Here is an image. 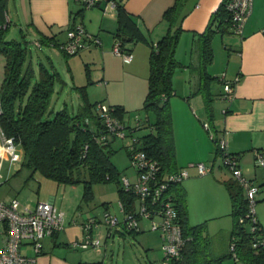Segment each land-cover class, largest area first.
I'll list each match as a JSON object with an SVG mask.
<instances>
[{"label":"trees","instance_id":"obj_1","mask_svg":"<svg viewBox=\"0 0 264 264\" xmlns=\"http://www.w3.org/2000/svg\"><path fill=\"white\" fill-rule=\"evenodd\" d=\"M187 1L174 0L165 9L162 19L167 22V30L156 43H148L150 44L146 80L148 87L141 105L147 113L153 112L154 119L150 121L148 117V125L152 126L153 130L141 135L140 142L145 154L159 161L160 174L179 169L175 160L173 118L169 99L175 93L171 79L180 62L174 54L184 29L182 20L187 14L185 6ZM225 1L218 3L217 8L209 16L207 26L197 32V38H194L196 41L199 40L198 72L203 70L206 86H209L208 81L213 79V76L206 74L205 71V65L210 63L214 56L211 40L215 32L232 31L231 16L225 7ZM7 2L0 0V54L4 57L3 79L0 84L2 103L0 125L5 135L12 136L22 151L19 169L22 167L29 169L30 176L40 172L58 183L75 184L82 181L83 194L86 198L93 195L92 184L95 182L114 179L121 184L118 172L110 159L114 151L111 140L116 136L107 131L95 107L98 102L103 101H90L86 84L74 85L73 88L80 97L76 110L70 111L65 103L62 108L50 115L51 96L55 92L54 84L61 81L60 73L42 62L38 63L36 70L23 35L21 36L23 40L7 38L10 31L5 16ZM123 7L122 3L117 2L115 40L120 41L122 49L131 51L125 44L139 40L150 41ZM38 40L41 44L47 43L45 36H40ZM90 82L91 79L87 83ZM205 91L204 103L210 116L212 113L209 103L210 91L209 89ZM110 105L114 108L113 113L117 119L123 121L127 112L125 107L121 104ZM223 184L230 198L229 212L233 220L229 247L232 242L235 243L233 248L235 256L229 247L227 255L233 256L234 261H242L245 264H264V247L252 248L253 233L250 231V221L246 216L248 200L244 188L233 175L225 177ZM169 190L174 193L183 238L186 239L180 260L172 264H222L224 256L212 254L211 237L207 231L206 221L191 225L189 223L185 189L178 184ZM117 192L122 204L127 209L131 208L133 197L124 192L121 185ZM67 245L69 246V243Z\"/></svg>","mask_w":264,"mask_h":264},{"label":"rangeland","instance_id":"obj_2","mask_svg":"<svg viewBox=\"0 0 264 264\" xmlns=\"http://www.w3.org/2000/svg\"><path fill=\"white\" fill-rule=\"evenodd\" d=\"M190 4L186 3L187 14L182 20L183 30L181 32L179 41L177 42V47L175 51V57L180 62V65L177 66L173 72L172 81L174 94L170 96L169 103L172 111L173 118V132L176 134L175 143L177 154L182 159L190 158L194 160L193 163L203 162L207 166H211L212 170L205 175L197 173L196 168L184 166L185 169H188L190 172V177L193 179V183H198L201 186L200 188V199L198 200L197 205L194 207V211L188 213V220L190 225L206 221L207 231L211 237V249L214 256H224L222 264H245L242 261H234V257L227 255L229 247V237L228 235L232 229L233 220L228 214L230 211L229 203L227 212H221L222 205L220 210L211 209L216 206L217 198L215 197L214 191V179H211L208 176L215 174L216 176L219 173L228 175L232 174L231 171L226 167L223 162L222 155L217 151L216 143L211 139L209 130L214 131L213 121L216 118L215 114L221 112L223 100L221 99V89L223 88L219 79L223 75L225 70L226 59L225 56H221L218 48L214 46V41H212V50H213V60L205 65L206 74L213 76V79L208 81L209 86H206V78L203 77L202 71H199V40L196 41L192 39V31L189 24V13H190ZM12 6L6 12V17L9 24V34L7 38H17L26 41V46L28 53L31 55L33 65L37 70L39 62L52 63L57 72L60 73L61 81H57L55 85V92L52 97L50 109L53 113L66 103L67 108L70 111H75L80 102V97L78 92L73 88L74 85H87L86 91L90 101H99L102 100L106 102V94L109 92L105 89V86H100L96 83L98 76L96 71H93V78H91V68L93 65L86 58L84 52L76 54H65L62 52L58 46L48 47L46 44L38 46L33 42V35H29L26 31L25 25L22 23L15 24L16 20L13 17ZM23 35V36H22ZM22 36V37H21ZM197 38V36H195ZM195 38V39H196ZM214 40V38H213ZM215 40L218 42L219 38L215 37ZM215 43V45L217 44ZM214 47V48H213ZM215 49V51H214ZM1 56V55H0ZM3 61L4 57L1 56ZM0 57V58H1ZM97 75V76H96ZM91 80L90 83H87ZM147 80V79H146ZM145 80V81H146ZM147 81L141 88H132L129 85H116L115 88L110 90V93L116 98L119 99L124 104L127 112L125 113V123L129 125H134L136 122L135 118H138L144 125L148 120L154 119L153 112H146L143 108V100L145 97V92H147ZM206 89L210 91L211 101V111L210 116L206 110L204 93ZM199 90L203 91L200 92ZM190 98V106L186 104L184 106V99ZM108 103V102H106ZM177 105H176V104ZM109 104V103H108ZM202 104V105H201ZM176 105V106H175ZM201 105V107H200ZM181 106L188 111V113H181L180 110H177V107ZM200 107V108H199ZM190 108V110L188 109ZM195 109V110H193ZM207 121L210 125V129L207 130L203 127V122ZM175 126V127H174ZM189 126V128H187ZM148 128L142 127L138 130H134L132 134L134 136H141L147 133ZM190 131V137L188 138V132ZM175 138V136H174ZM111 139V137L109 138ZM131 141V135L127 134L125 137H116L114 140H111V147L114 150L110 155V159L114 168L118 172V176L121 178L124 175L127 177H132L134 170L130 167L129 156L127 155L128 142ZM21 149L19 148L13 159L16 160L22 154ZM19 164L16 165L10 163V161L3 162V178L0 183V199L8 200L16 197L20 204H25L28 202H34L36 200L47 199L49 194H52L57 191L56 195L59 196V199H62V203L65 211V219L74 218L77 220L75 224H67L65 229L61 230L60 240L68 241L67 236H75L78 231L81 230L80 222L84 221L86 217L94 216L96 219H102L105 211L116 215V217L122 219V212L119 207V194L118 188L121 185L117 180L111 179L107 182H95L92 184L93 195L91 198L84 197V184L83 182H78L75 184L69 183H58L55 180L45 177L40 172H35L33 176H30L29 169L22 167L20 169ZM9 172V176L6 177ZM220 176V175H219ZM190 177H186L180 183L181 188L187 189L188 195L186 196L185 201H189L192 198V192L190 194V189L185 188L186 181H190ZM221 177V176H220ZM227 177V178H228ZM192 181V180H191ZM59 186V190H57ZM190 188V186H189ZM213 188V189H212ZM222 188V187H220ZM264 191H259L256 194H262ZM254 198V199H256ZM224 199V198H223ZM227 195L225 197V206L227 208ZM257 202V199H256ZM30 204V203H29ZM187 204V202H186ZM218 211V212H216ZM214 213H219L218 216L212 217ZM221 213V214H220ZM68 216V217H67ZM149 222L146 219L141 220V228L144 231L141 232H127L124 229H121V232L117 233L115 228L113 229V234L107 236V231L105 238H102L104 242L101 247L104 248L107 254L105 264H151L153 262L160 263L163 260V251L161 249L158 234L156 231L148 229ZM247 225V224H246ZM59 232V233H60ZM66 232V233H65ZM142 234V236H141ZM147 242L152 243V248L147 246ZM68 248H72L68 245ZM76 250V251H75ZM84 254H91L92 249H84ZM72 252L79 254L82 252L79 249L72 248Z\"/></svg>","mask_w":264,"mask_h":264},{"label":"crops","instance_id":"obj_3","mask_svg":"<svg viewBox=\"0 0 264 264\" xmlns=\"http://www.w3.org/2000/svg\"><path fill=\"white\" fill-rule=\"evenodd\" d=\"M7 1L6 12L10 9V6H12L13 9L11 12L16 20L15 24L18 23V26H21L20 24L24 22L23 24L25 25L27 33L33 35L34 43L40 36H45L47 37V43L44 44L48 45V47L58 46L59 43L67 39L66 34L68 28L76 23L83 24L90 34L98 36L101 40L100 44H91L89 45L90 47L79 53L84 52L86 58L94 66L93 69L91 68L90 70L92 72L91 78H93V71H96L97 75L101 76L96 79L98 80L96 83L100 86L104 85L105 89L109 91L106 94V102L109 104H121L123 107L125 106L121 102L124 101L116 99L110 93V90L112 91V89L115 88V84L129 85L132 89L134 87L141 88L143 84L146 83L145 80L148 78L149 71L148 55L150 52V44L148 43H156L166 32L165 30H167L168 26L167 22L162 19L163 13L165 9L174 2V0H120V3L124 6L123 8L134 18L133 20L136 21L141 32H143L150 41L139 40L137 42L125 44L130 48L132 58L129 61H124L122 56L112 51V44H114L115 41L114 32L117 29L115 10L104 11L101 9L100 5L83 9L82 3L79 0ZM221 1L222 0L187 1V3L190 4L188 19L190 24L189 30L193 33L192 39L195 38L197 32L204 30L209 21V16ZM252 3V11L242 27L241 34H234L232 31L231 33L227 31L224 33L218 31L215 32L213 36L214 40L212 39L215 48L217 47L221 56H225L226 59V64H224V76L222 75L223 78L230 80L239 77V81L234 88L232 99L225 100L221 96L223 100L222 109L220 113L215 114L216 118H214L212 122V127H214L218 136L224 137L223 139L227 142L228 151L237 156V163H239L242 172L241 175L257 183L260 188L259 191L262 192L264 191V166H258L254 161L255 151L264 148V32H262V30H264V0H253ZM6 22H8L7 17ZM215 37L219 38L218 42L215 40ZM216 42L217 44L215 45ZM44 64L47 65L46 63ZM3 66L4 62L1 57L0 84L3 79ZM47 66H52L54 68L52 63H49ZM219 81L223 86L222 78L219 79ZM222 92L223 90L221 94ZM183 101L184 106L185 104L188 107L190 106V98H185ZM188 109L190 110V108ZM177 110H180L181 113H188V111L181 106H178ZM146 124H148V122H146ZM187 128H189V126ZM186 131L188 132V130ZM188 133L189 138L190 131ZM176 134L174 135V143H177ZM176 146L175 160L178 168H184V166L187 165L190 167L191 165L196 168L199 174L196 164L193 163L194 160H190V158L182 159L179 157L176 153ZM20 152L22 153V151ZM20 156L22 158V154H20ZM21 158L19 157V167L21 165ZM16 160L18 161V158ZM209 167L212 170V167ZM185 170L188 172V176L186 177H190L191 174L188 169ZM219 175L216 176L213 174L212 176H208L211 179L215 178L214 183L216 185H214L213 188L216 195L215 197L218 200L216 206L211 209H213V211L216 209L220 210L222 205L221 212H227L229 208L231 209V204L223 180L225 177L227 178L228 175H222V173H219ZM7 176H9V172L6 177ZM193 179L195 178L191 179L190 177V181L188 180L185 183V188L190 189V194L192 192L190 204L189 201H185L187 202L188 213L189 211H194V207L200 199L199 186L201 185L193 183ZM57 190H59V186ZM185 191L187 196V189ZM56 193L57 191L55 194H49L48 198L44 200L54 202L57 207L67 214L64 207L62 208V199H59ZM226 195L228 198L226 199L228 201L227 208L225 206L226 201L224 200ZM257 197L254 211L256 212L258 223L264 228V193L258 194ZM37 201L39 200L28 203H30V206H33ZM212 214H215L211 215L214 217L218 216L219 213L212 212ZM228 214L230 215L229 211ZM66 220L67 224H70L69 219L66 218ZM97 220H99V218ZM77 231L78 233L75 236H67V242L60 240L61 232L44 237L41 243L42 251L39 255L35 256L36 264H78L80 262L105 264L107 257V254H105V245L104 248H86L92 249L91 254H84V249H79L80 251L82 250V252L77 254L71 251L72 248L63 246L67 245V243L72 240H81L83 238L82 230L79 229ZM106 231V226L101 222L92 229V233L101 238H105ZM115 231L119 233L121 232V228H116ZM142 231L144 230L142 229ZM157 234V239L160 241L161 236L159 233ZM229 235L228 237L230 238ZM107 236L110 235L107 234ZM147 246L152 248L153 245L151 242H147ZM22 251L27 255L33 256L29 246H24ZM155 263L156 262H153L151 264Z\"/></svg>","mask_w":264,"mask_h":264},{"label":"built area","instance_id":"obj_4","mask_svg":"<svg viewBox=\"0 0 264 264\" xmlns=\"http://www.w3.org/2000/svg\"><path fill=\"white\" fill-rule=\"evenodd\" d=\"M82 7L90 8L93 6H101V9L115 10L117 2L120 0H79ZM253 0H226L225 7L231 16V28L234 34H241L242 27L252 11ZM264 32V30H262ZM67 39L59 43V49L66 54H76L90 47L91 44H100L101 40L98 36L90 34L83 24L76 23L67 30ZM35 43L40 46L39 40ZM120 41L115 40L112 51L123 57L124 61L131 60L132 52L122 49ZM224 76V75H223ZM223 80L222 98L225 100L232 99L234 88L239 77ZM102 123L107 131L113 133L116 137H125L131 135V141L126 145L130 160V167L134 173L132 177L123 176L119 180L124 192L133 197L131 208L127 209L123 202L119 200V207L123 218L120 219L105 211L102 219L97 220L93 216L86 217L80 222L83 238L81 240H72L69 246L72 248L86 249L89 247H101L104 243L101 237H97L92 233V229L98 223L106 226L107 234L111 235L113 229L121 228L127 232H140L141 220L146 219L149 222L148 229L156 231L161 236V249L163 251V260L155 264H172L176 260H180L182 249L184 248L186 239L183 238L179 214L175 205L174 193L171 189L174 185L182 182L188 172L184 168L177 171L160 174L161 166L159 161L145 154L141 148L140 136H134L132 132L142 127L151 131L152 126L144 125L138 118L134 117L136 122L134 125L125 123V120H119L114 115V108L106 102H98L95 106ZM2 112V103L0 99V114ZM203 127L207 130L210 125L207 121L203 122ZM211 139L217 146V151L222 155V159L226 167L231 171V175L239 181L244 188L246 199L248 200V211L246 216L250 221V231L252 234V248L264 247V228L257 223L255 204L256 194L259 192V185L253 180L245 178L241 172L238 158L228 151L227 142L223 136H218L216 132L209 130ZM105 135L102 137L104 138ZM12 136H6L0 125V183L3 177V162L10 161L16 165L19 162L12 160L17 147ZM21 158V156H20ZM258 166H264V148L255 151V161ZM200 175L208 173L211 168L203 162L196 163ZM70 224H76L77 220L70 218ZM66 225L65 212L49 200H39L33 206L29 203L20 204L19 200L14 197L8 200L0 199V264H36V255L42 251V241L46 236L64 230ZM24 246H29L32 255H27L22 251ZM235 243L232 242L229 249L235 256L233 249ZM78 264H95L80 262Z\"/></svg>","mask_w":264,"mask_h":264}]
</instances>
